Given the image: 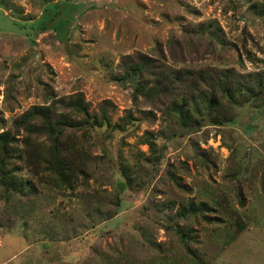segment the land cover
Masks as SVG:
<instances>
[{
  "label": "rangeland",
  "instance_id": "rangeland-1",
  "mask_svg": "<svg viewBox=\"0 0 264 264\" xmlns=\"http://www.w3.org/2000/svg\"><path fill=\"white\" fill-rule=\"evenodd\" d=\"M141 55L262 77L264 0H0V133L22 150L8 165L20 189L0 182V264H264V91L186 128L134 98L126 65ZM77 96L99 125L64 104ZM51 105L72 144L62 176L37 160L47 131L18 127ZM191 201L219 220L175 225Z\"/></svg>",
  "mask_w": 264,
  "mask_h": 264
},
{
  "label": "trees",
  "instance_id": "trees-1",
  "mask_svg": "<svg viewBox=\"0 0 264 264\" xmlns=\"http://www.w3.org/2000/svg\"><path fill=\"white\" fill-rule=\"evenodd\" d=\"M126 66L125 76H130L137 78L134 86L135 99L137 96L142 95L144 98L155 101L163 106V113L173 115L178 122L186 128L201 127L205 116L202 113V108L210 109L209 111H216L219 114H224L226 112L229 115L230 110L234 107V104H240L244 101H250L252 99L262 98L260 93L264 91V76L262 77H252L247 75V77H237L232 76L229 72L220 70H196L193 68H170L166 63L160 62L157 59H152L147 55H141L138 57L136 62H130ZM146 75H150L151 79L146 80ZM258 87V91L255 87ZM170 99L167 101V99ZM217 98H224L231 105L229 108L219 107V102ZM64 103V102H62ZM234 103V104H232ZM72 107L86 116L87 123L93 126L99 125V120L96 115L89 113L88 104L84 101L81 96H77L67 103H64ZM156 104V103H154ZM56 106H35L30 111H28L24 116H31V118L41 119V126L31 124L29 125L25 122L24 124L18 125L25 126V128L31 133L36 130H42V132L47 131V133L52 137L54 146L46 151H40L37 155V160L41 163L47 165V170H52L56 174L62 176L65 171L70 170V165L68 164V159L62 157L61 151L66 147V144L61 143V132L64 129H56V121L54 120V115L52 111ZM202 107V108H201ZM229 109V110H228ZM149 114V113H147ZM226 116H223L225 118ZM216 119L217 123H221L222 119ZM27 121L28 118H23ZM104 120L107 117L104 116ZM25 120V121H26ZM136 120L131 113L127 116L126 123ZM108 121V120H107ZM31 133V134H32ZM83 135L88 138L87 132ZM150 135V134H149ZM16 137L8 131L0 133V182L7 188L20 189V185L16 183V179L13 178L12 168L9 162L10 159H22V150L17 149V152L13 148L15 145ZM151 147L155 146L150 140H147ZM30 143V142H29ZM28 143V144H29ZM72 147V144H67ZM155 148V147H154ZM72 166L73 163L71 162ZM49 167V168H48ZM123 171L126 173V167ZM127 175V173H126ZM130 176H127V181H129ZM181 185L180 182H178ZM219 208V207H218ZM213 209L207 202L195 203L194 201L189 202L186 206L181 205L174 217L173 222L179 217L197 219H203L205 221L219 220V216L214 214L210 216L209 213ZM198 223V222H197ZM178 225V222H174ZM179 235L183 240L190 238L191 227L187 229H180L178 231ZM168 264H172L168 262Z\"/></svg>",
  "mask_w": 264,
  "mask_h": 264
}]
</instances>
